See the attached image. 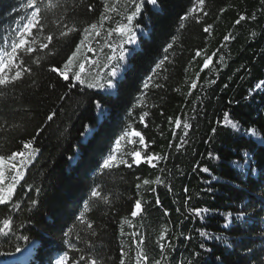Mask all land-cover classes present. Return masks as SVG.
Masks as SVG:
<instances>
[{
	"label": "trees",
	"instance_id": "1",
	"mask_svg": "<svg viewBox=\"0 0 264 264\" xmlns=\"http://www.w3.org/2000/svg\"><path fill=\"white\" fill-rule=\"evenodd\" d=\"M196 2L158 0L154 6L145 0L132 23L136 43L124 44V61H109L113 48L118 58L125 39L109 31L127 24L130 3L37 0L35 51L21 53L29 72L0 88V155L22 150L28 141L39 149L24 166L12 200L0 205V226L5 218L12 221L7 235L0 234V264H57L62 256L65 264L93 258L99 264H137L140 252L146 264H264V87H257L264 81V0H205L208 15L197 12L181 21ZM105 4L116 10L105 12ZM25 5L26 0H0V46L34 11ZM102 15L107 19L101 21ZM241 15L246 19L236 24ZM93 23L100 35L91 32L77 59L96 62L86 73L90 82L99 75L106 83L112 79L107 73L117 68L111 95L75 81L69 86L50 71L63 66ZM69 28L76 31L61 37ZM46 36L52 41L41 49ZM95 100L104 104L102 119ZM226 112L236 129L225 125ZM85 125L94 131L87 133ZM129 125L144 135L147 154L161 158L154 167L143 162L101 169ZM132 139L135 144L121 141L114 153L118 161L131 162L126 153L133 148L145 152L139 138ZM4 171L0 187L7 189L14 170L6 164ZM157 177L160 183H153ZM145 179L150 183L143 184ZM93 188L109 202L91 197ZM137 200L143 211L132 217ZM196 209L207 212L197 216Z\"/></svg>",
	"mask_w": 264,
	"mask_h": 264
},
{
	"label": "snow or ice",
	"instance_id": "2",
	"mask_svg": "<svg viewBox=\"0 0 264 264\" xmlns=\"http://www.w3.org/2000/svg\"><path fill=\"white\" fill-rule=\"evenodd\" d=\"M126 3H130L133 7V11L131 14L127 15L125 18L127 20V24H121L118 25L116 28L109 31V36H111L112 31L120 34L122 37H125V39H122L121 43L118 45L120 52L118 58L115 56L116 49L113 48L114 55L109 56L108 60L112 61L114 59H118L119 61H124L126 59V50L124 49V44H134L136 43V33L133 31L132 23L133 20L140 15L142 7L145 3V0H125ZM146 3L151 5H157L158 0H146ZM205 0H197L196 5L189 10V12L182 16L180 19L181 21L187 20L188 17L194 13L197 12H203ZM37 0H26V8H33L34 11L31 12L30 16L26 18V22L22 24V26L17 27L14 29L15 35L12 36L9 39H5L3 41V45L0 46V88H5L10 84H14L16 81H19L23 78L24 73L29 72V69L26 67H23V64L25 63L23 56L21 53H24L26 55H30L33 51H35L33 45L37 43L35 36L33 35V29H37L40 25V8L36 6ZM49 7H52L51 2H49ZM91 10V9H90ZM116 9L110 8L107 4H105V12L109 11H115ZM223 11V9H221ZM203 14L206 16L208 15L207 12H203ZM107 19L106 16H101V21ZM246 19L245 16L241 15L239 19L235 21L236 24H240L241 21H244ZM197 22L199 23V19L197 18ZM181 27H183V24H181ZM211 26L205 27L204 32H209ZM98 25L96 23H93L89 25L88 27L83 29V35L84 39L80 41L79 44L76 45L75 50L69 55L66 59V61L63 63L62 67L56 66L52 67L50 69L51 72L56 73L57 76L62 78L66 83L69 84V86H72V82L75 81L79 83L80 85H86L90 89H98L102 92H105L107 95L112 94V90L116 88V84L114 83L115 78L118 76V71L115 66L112 67L111 71L107 73L108 76H110L112 79L107 80L106 83H101L99 75L94 77L92 81H88L86 79V73L88 71V68H90L95 61L85 58L83 61L78 62V54L81 53L82 48L86 45V42L88 41V38L91 34V32H95L97 36L100 35L99 31H97ZM76 31L75 28H69L66 32H61V37L68 36L71 32ZM45 40L48 41V43H41L39 46L41 49L48 48L49 43L52 41L51 36L44 37ZM224 39L227 41L230 39V35L225 36ZM171 47V45H169ZM88 51H93L91 47H88ZM167 51V49H165ZM197 56L200 55V52L198 51L196 53ZM211 62V58H207L204 61L203 68H207L209 66V63ZM87 66V67H86ZM157 67H160L158 64ZM203 68L201 70H203ZM71 73V76L69 75ZM197 85L195 82L191 84V88H195ZM144 87L147 88L148 84L145 83ZM257 87H264V81H262L260 84L257 85ZM95 109L97 112L98 118L102 119L103 114L105 112V107L102 101L95 100ZM131 114V113H130ZM148 115L147 112H144L140 117V122L144 123V117ZM54 114H50L47 117L48 121H51L53 119ZM224 122L226 126H230L233 129H236L238 127L237 123L233 122V120L230 118L229 114L226 112L224 114ZM176 127L179 128L181 125V121L178 118L175 121ZM147 126V125H145ZM87 133H90L94 130L91 129L90 125L84 126ZM131 131H124V133L116 138L114 142V146L112 149V153L109 154L105 159H103L102 164L100 165L101 169H111L114 166L119 167L120 164H125L127 167H132V165H136L137 167L140 166L141 163L147 162L150 166H155L153 164V161H158L161 157L156 155L155 153L147 154L146 150L148 148V144L145 141L144 135L135 129H132V126H128ZM183 128L187 129L189 128L188 123L183 124ZM39 130L37 131V135H39ZM249 135H256L255 130H251L249 132ZM82 136L84 137V142H87V135L82 133ZM133 137L139 138V144L144 146L145 152H141L140 150L133 148L132 150L128 151L126 154L131 156V162H128L125 159L117 160V156L114 154L116 149L120 148L121 141L125 140L127 138L128 144H135V141L132 139ZM264 142V141H262ZM179 147V146H178ZM39 149L35 148L33 146L32 141L25 142L22 146V150L19 151H13L10 155L4 156L0 155V185H3L5 183V165H9L11 170H14V174H12L11 177V183L8 185L7 189L0 187V205H5L9 203L12 200V196L14 194L15 188L17 184H19L22 180H24L25 177V165L31 162V159L34 158L35 154L38 153ZM70 160L72 157L69 158ZM16 161H19V163H14ZM201 171H207V169H201ZM153 183H160V177H157L155 181H152ZM150 181L145 179L143 180V184L147 185ZM137 188H140V184H137ZM91 197L98 198L103 201V203L107 204L108 197L105 195H102V193L96 189L93 188L91 191ZM33 205H35L36 201H32ZM157 204H159V201H157ZM15 207H19V205H15ZM85 211L88 209V204L84 205ZM143 211L141 201L137 200L134 208L131 212L132 217H136L139 213ZM202 212H207V209H196L195 214L197 216H200ZM231 214L229 213L225 219L226 221L229 220ZM78 219L81 220L83 223V214H81ZM127 222V221H125ZM12 226L11 219L5 218L2 221V226H0V234L7 235L6 230H10ZM227 226V225H226ZM87 227L89 229L92 228V224L88 223ZM67 235V233H66ZM94 235V233H93ZM201 235H204V233H201ZM25 240H28V237H24ZM160 239H164L163 233L160 236ZM139 244H143V241H137ZM17 252H20L21 249L17 248ZM2 255V253H0ZM67 257L62 256L57 264H65ZM85 256L81 255L80 260H85ZM148 261L147 255H145L143 252H140L137 255V264H140V262ZM86 264H99L98 260L95 258L89 259L86 261ZM121 264H124L123 260H121ZM155 264H160V261H155ZM223 264V261L221 262Z\"/></svg>",
	"mask_w": 264,
	"mask_h": 264
}]
</instances>
